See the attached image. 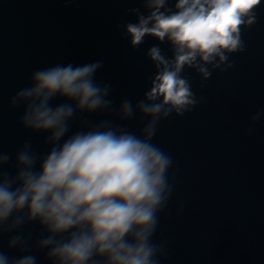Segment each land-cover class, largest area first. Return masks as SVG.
I'll use <instances>...</instances> for the list:
<instances>
[{
    "label": "clouds",
    "instance_id": "obj_1",
    "mask_svg": "<svg viewBox=\"0 0 264 264\" xmlns=\"http://www.w3.org/2000/svg\"><path fill=\"white\" fill-rule=\"evenodd\" d=\"M136 22L118 24L132 49L146 37L159 43L147 48L155 71L143 98H112V84L94 79L103 60L38 69L31 85L8 101L23 107L19 126L30 133L13 157L0 142V264H162L168 241L154 237L160 214L175 191L174 158L154 140L161 123L184 117L205 102L193 90V71L205 86L213 73L236 67L235 54L247 51L246 30L258 22L262 0H125ZM161 45L168 46V55ZM57 98L64 102L53 106ZM92 114L112 119L89 121ZM139 132L123 123L136 119ZM79 120L81 130L72 132ZM264 120V108L248 118L251 138ZM119 121L120 123H117ZM50 146L41 155L31 136ZM184 211L181 204L177 215ZM37 224L33 240L26 225ZM7 249L4 250V238ZM20 255L10 256L11 250Z\"/></svg>",
    "mask_w": 264,
    "mask_h": 264
},
{
    "label": "water",
    "instance_id": "obj_2",
    "mask_svg": "<svg viewBox=\"0 0 264 264\" xmlns=\"http://www.w3.org/2000/svg\"><path fill=\"white\" fill-rule=\"evenodd\" d=\"M137 6L125 0H0V142L12 154L13 174L15 153L31 134L18 124L23 107L10 109L8 101L31 85L34 71L103 60L94 79L111 82L117 106L124 97L134 103L143 98L155 71L145 53L159 42L146 37L134 50L117 27L136 22L124 10ZM257 11V24L243 34L247 51L232 57L236 67L213 73L202 89L199 77L188 71L205 102L184 117L163 121L154 140L172 155L176 173L174 195L154 237L169 242L162 264H264V120L253 137L244 136L249 116L264 108V0ZM161 47L171 55L167 45ZM138 119L123 123L138 133ZM77 130L79 120L72 126ZM31 139L35 150L47 153L44 136ZM181 204L184 211L177 215ZM29 230L33 240L41 231L37 224L26 225ZM33 254L38 264H51L44 253ZM9 255L20 253L14 249Z\"/></svg>",
    "mask_w": 264,
    "mask_h": 264
}]
</instances>
